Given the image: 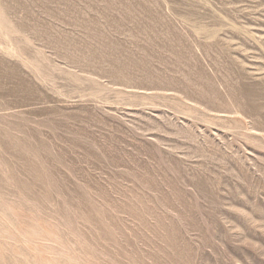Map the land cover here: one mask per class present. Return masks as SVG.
Segmentation results:
<instances>
[{
  "label": "rangeland",
  "instance_id": "rangeland-1",
  "mask_svg": "<svg viewBox=\"0 0 264 264\" xmlns=\"http://www.w3.org/2000/svg\"><path fill=\"white\" fill-rule=\"evenodd\" d=\"M0 264H264V0H0Z\"/></svg>",
  "mask_w": 264,
  "mask_h": 264
}]
</instances>
